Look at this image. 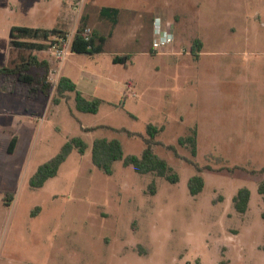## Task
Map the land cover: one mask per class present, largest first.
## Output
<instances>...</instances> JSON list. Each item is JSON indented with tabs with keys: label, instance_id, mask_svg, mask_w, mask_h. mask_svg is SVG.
Instances as JSON below:
<instances>
[{
	"label": "rangeland",
	"instance_id": "374dc122",
	"mask_svg": "<svg viewBox=\"0 0 264 264\" xmlns=\"http://www.w3.org/2000/svg\"><path fill=\"white\" fill-rule=\"evenodd\" d=\"M103 2L122 11L116 34L104 29L98 60L72 52L77 27L63 29L64 40H44L45 50L15 49L12 26L46 28L50 18L32 7L0 11V47H11L0 66L31 56L47 60L48 71L37 66L28 73L52 85L49 94H29L17 78L0 76V264H264V195L258 193L264 181V0ZM126 2L135 3L134 21ZM155 16L175 34L162 53L152 48ZM127 54L126 64L112 61ZM89 70L102 77L99 112L77 111L74 93L55 105L60 78L78 80ZM11 88L16 104L7 103ZM149 124L163 127L154 150L178 173V183L139 174L122 161L112 175L93 164V141L101 137L119 139L125 155H140ZM195 126L192 156L178 139ZM13 136L18 143L9 153ZM75 136L88 143L86 153L74 150L56 177L31 189L37 168ZM197 174L205 187L192 196L188 181ZM243 187L252 194L247 212L239 213L233 197Z\"/></svg>",
	"mask_w": 264,
	"mask_h": 264
},
{
	"label": "trees",
	"instance_id": "16d2710c",
	"mask_svg": "<svg viewBox=\"0 0 264 264\" xmlns=\"http://www.w3.org/2000/svg\"><path fill=\"white\" fill-rule=\"evenodd\" d=\"M111 10V9H110ZM115 10L112 9V12ZM85 28L79 27L74 36L71 50L79 54H94L103 52V44L106 41L105 36H99L96 32H92L89 37H86ZM52 35H59L61 38H66V33L63 30L52 28H33L28 26L14 25L10 29V43L13 47L22 50H45L47 41ZM34 40V41H33ZM36 40V41H35ZM42 40L43 42H38ZM195 50L203 48L201 39L194 41ZM131 58V55L115 56L113 62L115 64H126ZM44 67L47 71L50 67L47 61H39L36 57H30L26 62L17 64L15 67L0 66V76H14L18 80L29 86L30 92L41 91L44 94H49L51 91V83L46 76H35L28 73L32 67ZM36 87V88H35ZM68 93H74L75 109L79 112L97 114L100 110L103 99L99 97H86L77 89L76 83L69 77L62 76L56 86V97L53 99L55 105L61 102V99L66 98ZM163 127L155 124H149L146 127L145 144L146 147L140 155L129 154L125 155L122 142L117 139H108L105 137L96 138L92 145V162L93 164L105 173L112 175L114 173V164L117 161H122L125 167L132 166L135 172L139 174H153L157 177L164 178L172 184L179 182V175L175 169L168 163L167 160L160 157L154 150L155 138L162 131ZM18 143V137L13 136L8 146V152L13 153ZM178 143L181 146L190 148L192 156L197 155L198 147V129L195 126L187 136L180 137ZM88 143L79 136L69 139L61 148L60 152L52 157L47 162L41 164L35 173L29 179L31 189H41L52 178L56 177L63 163L66 162L70 154L77 150L79 154L84 155L88 149ZM175 153L174 146H169ZM198 172H201L199 167H196ZM264 172V167L262 169ZM205 187V179L202 175H194L188 181L189 192L192 196H196L203 191ZM151 191L156 190V182L153 181L150 185ZM258 193L264 195V181L258 184ZM251 190L247 187L240 188L237 194L233 197V204L239 213H246L251 200Z\"/></svg>",
	"mask_w": 264,
	"mask_h": 264
},
{
	"label": "crops",
	"instance_id": "0c3cea01",
	"mask_svg": "<svg viewBox=\"0 0 264 264\" xmlns=\"http://www.w3.org/2000/svg\"><path fill=\"white\" fill-rule=\"evenodd\" d=\"M103 1L105 0H0V11L2 9H8V10L10 9L11 11H14L20 8H31L32 7L33 10L34 8H37L38 10L48 15V17L50 18L49 26L46 28L41 27V26H28V27L43 28V29L57 28L60 30L71 29L72 27H77V28L91 27L94 30V32H96V34L101 35V36H106L104 29L109 26L110 30L108 34L110 35V37H113L114 34H116L114 28L116 29V26H118L121 20L122 8L119 6L117 7L113 5H107ZM127 4H128L127 9L128 8L132 9V12H133L132 17L134 21L136 20L134 13L137 12V9H135V3L128 2ZM112 9H114L115 11L112 12ZM160 17L161 16H155L154 21L156 19H160L163 22H165ZM147 20H148V23L151 25L153 19L149 18ZM108 34L107 36L109 37ZM38 42L40 41L38 40ZM10 46H12L11 43H10ZM10 48L11 47H8V48L0 47V55H5L7 53L9 54ZM15 49H18V48H15ZM18 50H22V49H18ZM74 54H79V53H74ZM102 54L103 53L98 52L94 54H84V55L89 56L93 59L97 58L94 60H98ZM37 59L39 61H42L38 57ZM44 61H47V60H44ZM48 64L50 65L49 62ZM3 66H8V65L6 64ZM86 71L81 72V76H79L78 80L70 76L69 78H71L76 83L77 89L81 91L86 97L88 98L99 97L104 100V98L97 96V92L99 91L98 89L101 88V85H102L101 83L102 77L98 73L94 72L93 70L91 71L89 70L88 72ZM4 77L5 78H8V77L17 78L14 76H4ZM2 87L3 89L5 88L4 86ZM11 89H12L11 95L6 94V99L8 100L7 103L16 104L17 97L15 96L14 98L13 96L15 89L14 88H11ZM38 93L44 94L38 90L35 92L29 91V94H38ZM30 98L32 97H29L28 99Z\"/></svg>",
	"mask_w": 264,
	"mask_h": 264
},
{
	"label": "built area",
	"instance_id": "2783aa9c",
	"mask_svg": "<svg viewBox=\"0 0 264 264\" xmlns=\"http://www.w3.org/2000/svg\"><path fill=\"white\" fill-rule=\"evenodd\" d=\"M91 33L92 32L90 29H85L84 34L86 37H89ZM62 39L64 40L66 38H62ZM174 42H175L174 31L168 25L167 26L164 25L160 19H156L153 22V39H152L153 51L156 53H162L166 50V48L174 44ZM59 55H62V52H59Z\"/></svg>",
	"mask_w": 264,
	"mask_h": 264
}]
</instances>
